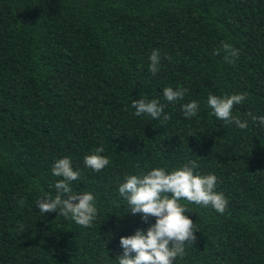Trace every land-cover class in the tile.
<instances>
[{
  "label": "trees",
  "instance_id": "16d2710c",
  "mask_svg": "<svg viewBox=\"0 0 264 264\" xmlns=\"http://www.w3.org/2000/svg\"><path fill=\"white\" fill-rule=\"evenodd\" d=\"M167 87L188 91L169 102ZM241 93L232 115L246 129L211 114L210 94ZM141 98L171 119L136 116ZM248 113L264 116V0H0V264H119L120 238L156 223L128 214L120 184L189 160L228 203L221 214L179 201L196 240L173 264H264V125ZM98 147L110 163L96 172L84 158ZM64 157L80 173L73 190L95 197L89 227L35 205L57 195Z\"/></svg>",
  "mask_w": 264,
  "mask_h": 264
},
{
  "label": "clouds",
  "instance_id": "9594fccd",
  "mask_svg": "<svg viewBox=\"0 0 264 264\" xmlns=\"http://www.w3.org/2000/svg\"><path fill=\"white\" fill-rule=\"evenodd\" d=\"M222 50L225 53L224 59L229 63L234 62L239 56L238 50L227 42L222 43ZM220 52L221 49H216L214 54L218 55ZM149 59L151 61L149 70L155 75L160 70L159 50L154 49ZM187 91L183 87L175 90L167 87L163 90V96L169 102L182 100ZM245 99L246 93L230 97L210 94L207 104L212 109L211 114L217 119L246 129L247 121L232 115L234 105L241 104ZM131 105L136 116L148 114L154 119H160L161 116L164 121L171 119L164 113V106L158 99L146 101L141 98L131 101ZM182 107L185 117L191 118L196 116L199 104L192 101ZM248 115L253 122L259 120L264 125V116L256 117L251 113ZM104 151L103 147L96 148L92 154L85 156L84 164L96 172L103 170L110 163L107 156L101 155ZM197 167L195 160H189L182 168L171 172L156 167L147 173L126 176L118 191L131 209L128 214L133 216L142 214L144 222H148L150 217H156V223L151 225L147 232L138 229L134 235L120 238L123 254L119 255V264H173L177 256L183 257L185 245L195 242L196 232L193 231V220L186 215L187 208L179 202L181 199L205 207L211 205L221 214L225 212L228 203L226 198L222 193L214 191L217 177L213 174L206 176L194 174ZM52 174L62 177L55 184L57 195L55 198L49 196L38 200L35 205L40 212L59 210V215L70 217L78 225L91 226L98 214L95 197L91 192L73 190L72 182L79 178L80 173L73 170L71 158L58 159L52 167Z\"/></svg>",
  "mask_w": 264,
  "mask_h": 264
}]
</instances>
